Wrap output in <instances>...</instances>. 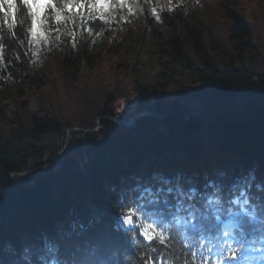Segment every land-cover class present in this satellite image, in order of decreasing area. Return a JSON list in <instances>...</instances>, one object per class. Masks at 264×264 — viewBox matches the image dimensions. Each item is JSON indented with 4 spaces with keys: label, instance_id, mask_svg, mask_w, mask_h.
Wrapping results in <instances>:
<instances>
[{
    "label": "trees",
    "instance_id": "16d2710c",
    "mask_svg": "<svg viewBox=\"0 0 264 264\" xmlns=\"http://www.w3.org/2000/svg\"><path fill=\"white\" fill-rule=\"evenodd\" d=\"M57 3L73 28L86 20L107 40L38 48L23 5L11 26L0 11V264H36L27 257L45 248L56 264H214L264 246V0H144L136 18L103 19L92 0ZM149 36L173 70L141 72ZM145 108L158 114L117 119ZM99 117L103 129L86 131ZM134 206L180 218L167 246L119 226ZM231 214L246 233L235 251L221 232Z\"/></svg>",
    "mask_w": 264,
    "mask_h": 264
},
{
    "label": "snow or ice",
    "instance_id": "6c2138e0",
    "mask_svg": "<svg viewBox=\"0 0 264 264\" xmlns=\"http://www.w3.org/2000/svg\"><path fill=\"white\" fill-rule=\"evenodd\" d=\"M64 8L68 11L74 9H83L85 4L83 2L70 4L68 0H63ZM138 0H92L89 7L92 10L100 13V18H104V14L108 12H114L117 10H127L128 12L134 13L133 5ZM151 3L155 4L157 0H150ZM7 4V10L4 9V5ZM19 5H23L32 21V35L39 37L42 33L40 28L43 27L47 22L50 21L52 15L55 14V19L59 21L62 18V10L59 8L57 0H0V11H5L6 15H10L9 26L14 23L17 19V12ZM143 10V9H142ZM161 9L153 6L150 9L151 14L154 18L159 19V13ZM143 212L139 209H130L123 216V222L125 225L133 226L134 224L139 225L141 232L140 234L145 237L149 242L158 241L160 244L168 245L173 239L170 235L172 228L175 225H179L180 218H175V225H169L163 220V217H157L155 214H149L147 219L143 218ZM137 217L134 221L133 217ZM149 220L151 222H149ZM157 225H159L157 227ZM220 264V262H218ZM226 264V261H225Z\"/></svg>",
    "mask_w": 264,
    "mask_h": 264
},
{
    "label": "rangeland",
    "instance_id": "374dc122",
    "mask_svg": "<svg viewBox=\"0 0 264 264\" xmlns=\"http://www.w3.org/2000/svg\"><path fill=\"white\" fill-rule=\"evenodd\" d=\"M75 3L83 2V0H74ZM134 13L133 17H138V14L145 9L144 0H138L137 3L133 5ZM143 9V10H142ZM40 32L42 33L39 37H34V43L38 48L41 46H49L50 48L54 46H62L66 39L72 35V46L75 51H78L82 43L84 41L90 42V44L101 46L105 40H107V35L105 34V30L101 31L98 34H93V27L88 21H84L82 26L79 29L73 28L69 22L64 18V14H62V18L57 21L55 19V14L52 15V18L49 22H47L43 27L40 28ZM163 43L162 39H158L156 36H149L142 48L141 55L139 58L138 67L141 72L148 76L150 69L155 66L157 69H168L173 70L172 63L169 60L167 54L162 53L161 44ZM78 63L83 68L84 60H79ZM36 64L39 69H44L45 63L42 59H37ZM176 75L183 79H190L188 74L181 70L178 66L176 69ZM175 86V85H174ZM6 102L13 107V103L11 98L7 95ZM31 108L36 109L38 107V98L36 95H33L30 99ZM182 157V155H180ZM159 173H156L158 175ZM148 190H152V188L148 187ZM237 202H240V199H236ZM246 200H244L241 204L245 205ZM134 209H139L138 206L134 207ZM144 219H147L143 216ZM134 221L137 218L133 217ZM150 222V221H149ZM119 224L122 227L130 228L133 226L125 225L123 222V217L119 219Z\"/></svg>",
    "mask_w": 264,
    "mask_h": 264
},
{
    "label": "water",
    "instance_id": "95a60500",
    "mask_svg": "<svg viewBox=\"0 0 264 264\" xmlns=\"http://www.w3.org/2000/svg\"><path fill=\"white\" fill-rule=\"evenodd\" d=\"M174 99H180L182 102H183V100H182V98L180 97V96H175L174 97ZM144 114H153V115H157L158 114V112L157 111H155V110H151V109H149V108H145V109H143V110H140V111H138L134 116H133V122L132 123H128V122H126L125 120H123V119H121V118H117L122 124H124V125H126V126H128V127H133V126H135L136 125V123H137V117L138 116H140V115H144ZM193 114H197V112H193V113H189V112H187V114H186V116L189 118V117H191ZM161 117H163L164 116V114H159ZM102 118L103 117H99L98 118V127L97 128H95V129H91V130H89V129H87L86 131H91V132H100L102 129H103V123H102ZM65 150H66V148H64L63 150H62V152L60 153V155L59 156H62L64 153H65ZM56 164V162H54V163H51V164H49V165H47L48 167H52V166H54ZM40 169H36L34 172H37V171H39ZM27 174H30V173H21V175L23 176V175H27Z\"/></svg>",
    "mask_w": 264,
    "mask_h": 264
},
{
    "label": "clouds",
    "instance_id": "9594fccd",
    "mask_svg": "<svg viewBox=\"0 0 264 264\" xmlns=\"http://www.w3.org/2000/svg\"><path fill=\"white\" fill-rule=\"evenodd\" d=\"M27 259L29 260V262L34 259L36 264H56V260L54 258H48L47 248L34 250L31 255L27 257Z\"/></svg>",
    "mask_w": 264,
    "mask_h": 264
}]
</instances>
